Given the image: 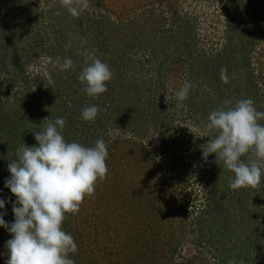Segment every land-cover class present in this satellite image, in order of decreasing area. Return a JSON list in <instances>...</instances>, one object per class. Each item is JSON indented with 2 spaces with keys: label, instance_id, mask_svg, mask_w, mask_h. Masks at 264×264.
Returning <instances> with one entry per match:
<instances>
[{
  "label": "rangeland",
  "instance_id": "rangeland-1",
  "mask_svg": "<svg viewBox=\"0 0 264 264\" xmlns=\"http://www.w3.org/2000/svg\"><path fill=\"white\" fill-rule=\"evenodd\" d=\"M99 1H101V7L96 6ZM161 1L89 0V7L78 17H73L67 8L61 5L60 0H9L8 3L11 5L16 3L29 5V2L32 6L37 4L38 13L31 15L36 21L34 28L30 29V32L22 30L25 34L31 35H24L21 39L28 41L27 45L32 42H37L38 45L44 44L47 52L28 65L26 75L30 76L29 85L26 81L23 82L24 77H12L13 70L7 67L9 57L5 62L7 53L12 47L7 43L8 51L2 47L3 43L8 41L6 39L8 25L0 21V99L2 97L3 104L9 107L13 103V98L18 96L23 100L32 98L33 103L40 102L38 106L42 107L43 102L50 100V97L58 96L66 99L71 106L73 104L71 99L76 97L65 96V90L68 87L76 89L80 86L78 77L93 58H98L107 65L117 61L114 63L113 75L108 83L114 88L117 96L120 93H126L130 88L126 84L129 83L127 80H130L132 71H127L126 65L120 59L112 57L110 45L103 46L105 37L100 32L102 28L99 26L98 19L103 21L101 15L105 13L112 16L115 23L121 22L122 19H118L119 16L124 19L138 17L140 18L138 20L145 21V25L154 23L153 29L162 32V29L171 27L173 12L177 10L179 14L189 16L196 31L202 37L210 36L214 39L216 52L223 50L225 42L220 41V37L227 36L226 33L232 22L229 24L230 20L222 13V5L207 0H170V3L175 4L172 11L170 4L161 6ZM244 3L249 12L244 18L257 14L264 7V0H245ZM151 10H156L157 15L161 17L163 13V17L154 19L147 16L146 13ZM57 12L60 15H57ZM133 31L136 32L135 28ZM257 49L264 52V41L257 46ZM149 50H136L138 59L150 58V61L143 66V72L140 75L144 83L139 99L143 103L155 100L154 103H160L161 107L168 109L175 107L181 113L174 117L173 122L166 129L165 145L162 151L159 147L164 141L160 134L154 132V130L157 131L158 124L145 119L139 123L142 126L140 130L122 129L119 128V124L109 119L115 117V113H111L109 118L106 116L103 118L108 119L109 122L97 135H99L98 139L105 140L108 149L109 155L106 158L108 174L103 180L97 181L92 196H85L79 212L68 213L62 225V230L72 235L77 245V252L69 253L68 256L74 260L75 264H202L199 259L192 263L188 262L190 257L197 253L192 244L194 238L189 234L188 237L181 235L184 229L193 228L190 224L191 219L205 206L202 185L198 182L200 180L193 174H188V167L184 163L198 154L201 146L208 142V137L203 135L204 127H200L195 118L186 119L187 109L183 101H179L175 95L187 80L184 78L187 67L180 62L168 66L163 75L156 74L155 69L168 56L162 53L155 55ZM259 50L254 54L253 66L254 74L258 79L264 77V56L260 59ZM21 53L29 56L31 54L23 50ZM165 53L167 55V52ZM57 58H60L61 63L64 58H70L74 67L66 71L58 66L53 67V62ZM121 66L126 68L122 70ZM232 70L231 67L230 73ZM214 71L212 69L209 75H206V79L195 83V85L197 83L202 85L197 90L201 98L208 93L212 97L211 102H214L213 99L218 93H216L218 85L222 86L221 92L229 90L223 87L224 82L221 79H215L219 75ZM33 79L35 84L32 82ZM43 81L47 82L44 84ZM135 83L141 85L139 81ZM259 83L264 82L259 80ZM46 84L50 85L51 91ZM30 86H34L32 91L35 94L39 93L36 98L32 92H27ZM86 99L89 102V99ZM80 101L85 102V99ZM205 101L208 103L209 100L206 98ZM211 102L210 107L220 106L216 101L215 105ZM260 104H264V101H260ZM145 106L142 105V107ZM51 110L56 111L55 108ZM44 111L45 118L48 114L46 110ZM3 115L2 111L0 116ZM178 124L182 126H179L174 136L173 129ZM7 135L8 132L3 133L4 139ZM1 140L0 132V142ZM141 142L146 145L148 152H145ZM181 148L183 152L180 151ZM4 150L5 148H0V184L2 183L1 175L6 167L1 159H5L9 154ZM154 150L158 152L154 153ZM199 196L201 200L197 202ZM3 218L9 225L13 223L11 218L7 219L6 215ZM185 221L188 223L185 224ZM183 223L186 228H183ZM11 238L9 232L4 227H0V264H6L8 250L5 244ZM182 239H186L187 243H182ZM242 243L246 245V248L254 245L253 242L248 244L243 241ZM261 247H257L250 255L251 264H264V253L258 251Z\"/></svg>",
  "mask_w": 264,
  "mask_h": 264
},
{
  "label": "trees",
  "instance_id": "trees-1",
  "mask_svg": "<svg viewBox=\"0 0 264 264\" xmlns=\"http://www.w3.org/2000/svg\"><path fill=\"white\" fill-rule=\"evenodd\" d=\"M207 1L222 5V13L230 20L229 24L232 22L226 33L227 36L225 38L220 37V41L224 40L225 42L221 52L215 51L212 37L207 36V38H204L196 31L193 21L190 20L188 15H181L177 10L174 11L173 7L175 4L170 3V0H162L161 6L170 4V10L174 11L171 27L162 29V32L153 29L154 23L145 25V21L138 20L140 19L138 17L124 19L119 16L118 19H122L121 22L115 23L113 17L105 13V15H101L103 21L98 19L99 26L102 28L100 32L105 37L102 42L105 43L103 46L108 47L110 45L112 57L120 59L126 65L127 68L121 66L122 70L126 68L127 71H132L130 80L126 79L129 82L126 86L130 87L126 93H120L117 96L114 88L106 82L108 91L104 95L100 94L99 97L95 98L89 97L82 91L83 84H80L76 89L68 87L65 90V96L76 97V99H71L73 103L71 106L68 105L66 99L58 96L50 97V100L43 102L42 107L38 106L40 102L38 104L33 103L32 98L23 100L15 96L13 103L8 107L3 104L4 101L1 97L0 105L3 104L4 106L0 107V114L3 111L4 115L0 116V132L2 136L0 148H5L4 151L9 152V154L6 155L5 159H1L6 167L1 175L2 183L0 184V199L5 200V208L0 209V214L6 213L7 219L10 220L11 218L14 222L12 204L16 198L10 189L5 187L4 183L5 179L10 177L8 164L17 160V149L23 143L28 147L36 146L37 141L33 133L42 131L44 125L58 117H62L66 121L62 130L65 141H78L86 147L95 145V141L99 138L97 133L104 130L106 128L104 126L109 122L108 119L103 118L105 116L109 118L111 113H115V117L109 119L119 124V128L122 129L140 130L142 126L139 123L145 119L158 124V127H156L157 131L154 130V132L160 134L162 141H164L166 129L181 111L175 107L170 109L164 106L161 107L160 103H154L155 100L143 103L139 99L138 96L143 91L142 85L144 83V79L140 75L143 72V66L147 61H150V58L138 59L136 50L146 51L150 49L149 51L155 55L162 53L164 56H168L166 60H162L159 63L158 68L155 69L156 74L163 75L167 71L168 66L180 62L187 67L184 72L186 73L184 78L187 79L185 81L193 86L189 90L187 99L183 101L188 114L186 119L195 118L200 127L205 126L210 112L218 107L209 106L212 100L210 94L207 93L201 98L197 90L202 85L199 83L195 85V83L196 81L200 82L201 79H206V75L208 76L212 69L215 70L214 73L216 72L219 75L218 78H215L218 80L220 79L221 68L226 67L229 78L228 83H223V87L228 88V91L223 90L221 92L222 86H217L216 93H218L213 99L214 102H211L213 105H215L216 101L217 105H220L219 107H224L223 102L226 99L233 101L234 105L236 100L250 98L253 100L256 110L264 112V104H260V101H264V83H259V80L264 82V77H259L258 79L253 70L254 54L259 50L257 46L264 41V7L257 14L244 18L246 14H249L248 9L245 7V0ZM8 2L9 0H0V21L8 25L6 30L8 32L6 37L8 41L3 43L2 47L6 51L9 49L6 43L12 47L11 51L7 53L8 56L5 62L9 57L7 67L9 66L13 70L11 76L14 78L24 77L23 82L26 81L29 85L31 80L30 76L26 75L27 67L30 62L41 58V55L47 52V49L43 46L44 44L38 45L37 42L27 45L28 41L22 40L21 37L31 35L25 34L22 30H29L30 32V29L34 28L36 21L32 19L31 15L38 13L39 10L37 9V4L32 6L30 2L29 5L27 3L11 5ZM96 6L101 7V1ZM152 10L149 13L147 12L146 15L154 19L161 17L157 15L156 10ZM100 11L102 12V10ZM143 16L145 15L143 14ZM239 21L243 26H239L241 24ZM134 28L136 32L133 31ZM144 32L150 33L144 35ZM21 49L31 53L30 56L21 53ZM259 51L261 59L264 56V52L262 50ZM165 52H167V55ZM112 62L113 64L110 63L108 66L109 68L112 67L111 71L113 72L114 63L117 61ZM258 63L256 60V64ZM231 67L235 70V72L232 70L234 75L229 71ZM125 77L127 78L126 75ZM12 80L15 81L14 79ZM34 81L35 79L32 80L35 84ZM135 81H139L141 85H136ZM160 81H162L161 78ZM46 82L43 81L44 84ZM33 87L30 86L27 92H32L36 98L39 93L35 94L32 91ZM210 87L212 89V85ZM48 89L51 91L50 85H48ZM86 98L89 99V102ZM206 98L209 100L208 103L205 101ZM82 99H85V102L80 101ZM91 105H96L100 109L97 118L91 122L84 121L81 118V111ZM142 105L146 106L142 107ZM5 108H7V111L4 113ZM53 108L56 111L51 110ZM44 110L48 114L45 118ZM46 119L50 120L45 121ZM203 122L204 125H202ZM258 123L264 125V119H261ZM179 126L182 125L178 124L173 129L174 136H176ZM4 132H8L5 139V135L3 136ZM164 145L165 141L162 145L160 144L159 148H161V151ZM142 147L145 152H148L144 143H142ZM180 151L183 152L182 148ZM157 152L158 150H154V153ZM202 156L201 149L197 155L190 157V160L184 163L188 167V174H193L194 177H198L200 180L198 182L202 185V195L204 192L205 200V206L202 211L190 221L193 228L184 229L181 233L185 237H188L189 234L194 238L192 244L197 253L190 257L188 262L192 263L199 259L202 264H228L230 260H235L236 264H240V261H244V264H251L249 257L257 247L262 246L258 251L264 253V169H262L259 186L232 190L229 188V183L230 180L234 179V173L224 169L222 163L220 165L216 164L214 154L209 155L206 161ZM250 156L251 153L242 157V159L247 162ZM202 195L200 196L202 197ZM200 196L197 202L201 200ZM186 219L188 218L186 217ZM186 223L188 221H185ZM185 224L183 223V228H186ZM244 228H246V231H244ZM243 241L248 244L253 242L254 245L246 248V245L242 243ZM182 243H187V240L182 239Z\"/></svg>",
  "mask_w": 264,
  "mask_h": 264
},
{
  "label": "clouds",
  "instance_id": "clouds-1",
  "mask_svg": "<svg viewBox=\"0 0 264 264\" xmlns=\"http://www.w3.org/2000/svg\"><path fill=\"white\" fill-rule=\"evenodd\" d=\"M60 3L73 17L89 7V0ZM57 66L65 71L74 67L70 58L62 63L57 58L53 67ZM112 75L106 63L93 58L78 79L84 85L82 91L95 98L108 91L106 82ZM220 79L228 83L226 67L221 68ZM192 86L185 81L176 98L186 100ZM223 103L224 107L211 111L207 118L203 135L211 138L201 146L202 158L206 161L214 154L216 164L222 163L224 169L234 173L230 189L257 187L264 169V125L258 123L264 119V112H258L250 98L236 100L234 105L227 99ZM99 111L96 105L87 106L81 118L94 121ZM65 124L62 117L48 122L42 131L33 133L37 145L28 147L23 143L17 149V160L8 164L10 177L4 183L16 199L12 204L13 223H6V213L0 214V227L12 237L5 244L6 264H75L68 256L77 252V245L73 236L62 230V224L67 213L79 212L85 196H92L97 181L107 176L109 153L103 138L97 139L93 147L66 142L62 135ZM249 153L245 162L242 157ZM4 208L5 200L0 199V209Z\"/></svg>",
  "mask_w": 264,
  "mask_h": 264
}]
</instances>
